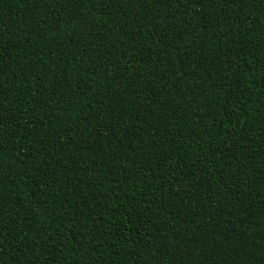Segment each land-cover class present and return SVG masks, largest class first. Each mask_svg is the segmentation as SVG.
I'll return each mask as SVG.
<instances>
[{
  "label": "trees",
  "instance_id": "trees-1",
  "mask_svg": "<svg viewBox=\"0 0 264 264\" xmlns=\"http://www.w3.org/2000/svg\"><path fill=\"white\" fill-rule=\"evenodd\" d=\"M0 264H264V0H0Z\"/></svg>",
  "mask_w": 264,
  "mask_h": 264
}]
</instances>
